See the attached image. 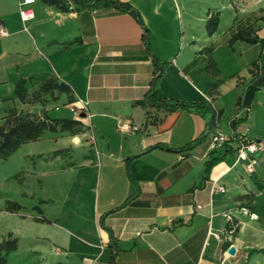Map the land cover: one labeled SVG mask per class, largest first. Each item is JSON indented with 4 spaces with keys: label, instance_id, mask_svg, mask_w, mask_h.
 <instances>
[{
    "label": "crops",
    "instance_id": "1",
    "mask_svg": "<svg viewBox=\"0 0 264 264\" xmlns=\"http://www.w3.org/2000/svg\"><path fill=\"white\" fill-rule=\"evenodd\" d=\"M21 1L0 0L6 32L0 33V125L11 111L79 120L84 142L75 144L71 131H45L0 159V243L17 240L15 250L3 253L6 264H264V202L251 199L261 194L264 175V87L249 108L237 106L261 45L230 43L235 28L251 25L264 38V3L119 0L141 15L150 53L131 14L74 4L62 11L35 0L28 6L34 18L23 21ZM212 15L219 25L209 35ZM154 57L165 64L159 97L210 101L223 113L211 129L203 108L137 103L155 76ZM50 79L70 87L72 103L58 90L37 102L16 95L22 80L33 94ZM120 120L135 129L120 130ZM217 133L232 142L213 151ZM202 136L189 151L152 149H182ZM241 139L263 146L255 175L237 153ZM133 157L136 183L127 164ZM216 158L207 173V162ZM9 203L19 210H9Z\"/></svg>",
    "mask_w": 264,
    "mask_h": 264
},
{
    "label": "trees",
    "instance_id": "2",
    "mask_svg": "<svg viewBox=\"0 0 264 264\" xmlns=\"http://www.w3.org/2000/svg\"><path fill=\"white\" fill-rule=\"evenodd\" d=\"M46 4L56 6L62 11H69L72 4L78 6L79 8H91V9H100V10H113L119 13H128L133 15L139 24L143 28V43L145 44L147 50L151 53V42H150V32L145 23L143 22L139 12L129 3H125L119 0H43ZM264 12V9H263ZM264 19V15L261 16V20ZM219 25V16L212 15L207 22V32L209 35H213L217 30ZM236 41H244L250 44H260L261 52L256 61H254L250 68V73L252 75L251 82L246 86L242 96L237 102L239 108H249L256 92L264 87V38H260L255 33L253 26H248L243 29H234L233 35L230 38V43ZM155 64V76L153 78L152 84L148 90L147 95L143 100L138 101L137 103L146 107H153L158 109L165 110H176V109H199L203 108L206 110L205 115L208 114V128L211 127L220 119L222 116V111L216 112L210 101H205L202 103H190L184 101L168 100L159 97L158 95V85L161 77L164 73L165 64L161 63L156 57H154ZM209 70L213 73L218 74L219 70L214 64L209 65ZM26 81L22 80L18 83L16 88V95L21 99V101H31V102L40 101V94L33 93L28 94L27 89L25 88ZM215 88V87H214ZM54 90L59 92H67L69 94V103L73 102V98L70 94V87L64 83H59L55 79H50L46 81L42 86L40 91L43 93H49ZM234 125V121H233ZM81 122L79 120L71 119H51L46 114L43 116L38 115H23L17 111H11L4 119V122L0 125V159L6 160L12 153L19 149L23 144L29 141H35L40 138L45 131L57 132L62 131H72L76 127H80ZM203 140V136L193 143L189 144L187 147L182 149H173L165 145H156L152 149H162L170 152H184L193 149L199 142ZM246 142H250L245 140ZM129 158L127 164L129 165L130 160L134 159ZM221 158L212 159L207 162L206 172L209 173L211 167L219 162ZM129 175L134 183H136L140 177L135 175L131 170V165L128 166ZM134 197L128 199L123 205L118 209L112 211L117 212L122 208L126 207ZM18 205L12 203L8 204V209L11 211L19 210ZM234 225V224H231ZM237 228L235 229V232ZM17 248L16 239H7L0 243V264H6V255L4 252H10Z\"/></svg>",
    "mask_w": 264,
    "mask_h": 264
},
{
    "label": "built area",
    "instance_id": "3",
    "mask_svg": "<svg viewBox=\"0 0 264 264\" xmlns=\"http://www.w3.org/2000/svg\"><path fill=\"white\" fill-rule=\"evenodd\" d=\"M35 0H22L20 2V15L23 21H29L34 18V12L32 9H30L28 6L31 5ZM0 33L5 34V29L4 27H0ZM72 111L79 115V111L76 109H72ZM118 128L120 130H125L129 131L131 129H135L133 125L128 122V121H122L120 120L118 122ZM232 142L231 137L223 134V133H217L211 136L210 139V147L213 151L218 150V149H223L224 147L230 145ZM263 146L260 142H257L256 140H252L250 142H246L244 139L240 140L239 146L237 147V153L240 157V159L244 163V167L246 172L249 175H255L257 173L258 166L260 165V156L259 154L262 152ZM216 191L219 192H226V189L223 187H218L215 189ZM198 209H201L202 206H198ZM245 212L246 209H244ZM236 227L234 225H231L227 229V233L229 235H233L235 233ZM213 235L219 239L220 235L217 233H213Z\"/></svg>",
    "mask_w": 264,
    "mask_h": 264
},
{
    "label": "rangeland",
    "instance_id": "4",
    "mask_svg": "<svg viewBox=\"0 0 264 264\" xmlns=\"http://www.w3.org/2000/svg\"><path fill=\"white\" fill-rule=\"evenodd\" d=\"M258 1H260V0H249V2H250V5L251 4H255V3H257ZM262 3H264V0H261V4ZM222 64V63H221ZM223 66V68H225L224 66L225 65H222ZM226 69V68H225ZM35 93H38V94H40V100H42V98H43V96L45 95V93H43V92H41V91H37V92H35ZM34 93V94H35ZM33 94V95H34ZM32 99H33V97H31V101H32ZM80 132H81V128L80 127H76V128H74L72 131H71V136H73V138H74V143L76 144V143H80V144H83V142H84V140H81V139H79L78 140V136H79V134H80ZM75 138H77V139H75ZM264 140V139H263ZM69 151L71 150V149H68ZM253 197H251V199L252 200H254V199H256V198H260L261 199V201L262 202H264V175L263 174H261V194H257V195H255V194H253L252 195Z\"/></svg>",
    "mask_w": 264,
    "mask_h": 264
},
{
    "label": "water",
    "instance_id": "5",
    "mask_svg": "<svg viewBox=\"0 0 264 264\" xmlns=\"http://www.w3.org/2000/svg\"><path fill=\"white\" fill-rule=\"evenodd\" d=\"M82 116H85V114H83ZM235 253H236V248L232 246V247L229 249V254H230V255H235Z\"/></svg>",
    "mask_w": 264,
    "mask_h": 264
}]
</instances>
